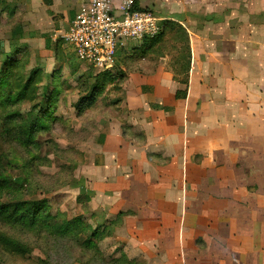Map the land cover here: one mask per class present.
I'll return each instance as SVG.
<instances>
[{
    "label": "crops",
    "instance_id": "1",
    "mask_svg": "<svg viewBox=\"0 0 264 264\" xmlns=\"http://www.w3.org/2000/svg\"><path fill=\"white\" fill-rule=\"evenodd\" d=\"M10 1L31 48L89 0ZM148 1L180 6L160 18L189 32L188 82L165 58L129 73L122 114L97 118L84 189L101 249L116 264H264V2Z\"/></svg>",
    "mask_w": 264,
    "mask_h": 264
},
{
    "label": "rangeland",
    "instance_id": "2",
    "mask_svg": "<svg viewBox=\"0 0 264 264\" xmlns=\"http://www.w3.org/2000/svg\"><path fill=\"white\" fill-rule=\"evenodd\" d=\"M159 1L165 2V0ZM250 1L253 0H231L229 5L235 8L241 6L244 9ZM260 2L264 0H259ZM137 5L151 8L159 17H164L169 7L180 8V6H169L170 4L156 6L148 0H137ZM4 8L0 3V77L3 75V62L6 56L10 51H15L13 33L16 27L23 23V15L19 11L11 15L4 12ZM169 20L171 19H161L160 26L163 28V33L152 39L153 42L147 44L148 48H143L147 58L146 60L141 58V62L137 63L138 66L150 67L153 64L160 66L167 58L166 66L170 68L174 64L181 69L187 67L188 47L186 40L179 37L181 25L178 20L172 24L170 28L172 32L164 36L166 30L164 26ZM142 41H131L127 45L139 46ZM33 45L36 47L28 48V55H25V49V51L22 49V52L16 51L15 56L22 58L24 64L21 70L8 77L13 92L24 87L28 78L25 72L28 73L34 66L38 67L42 63L48 71L55 68L57 63L55 53L46 48L44 43L38 42ZM62 46L67 54L73 55L71 62L77 71L72 75L69 71L63 74V80L71 86L61 93L62 97L54 112L55 117L52 113L43 115L45 107H41V101L44 99L41 87L51 83L49 75H42V79L37 82L33 78V85L28 88L21 101H0V179L7 177L11 180V184L0 181L3 183L0 184V202L45 199L50 203V212L57 218L56 220L73 222L74 218L81 217L84 223L94 226V222L92 224L90 219L89 193L84 190V169L85 165L89 164L85 149H89L92 137L98 129L97 119H95L96 114L78 111L75 104L85 94L81 92L82 87L89 83L92 85L100 79L96 78L98 71L96 68L77 60L67 42H63ZM128 54L133 58L134 50L130 49ZM117 64L118 68L129 69L122 56L118 57ZM18 68L19 66L14 67L13 71ZM179 75L185 77L183 73ZM116 93L113 88L109 89L106 98L123 99V93L115 95ZM99 109L109 111L108 113L112 115L122 113V108L118 110L117 106L107 107L105 103H100ZM19 112L23 115L36 113L44 120L34 130V135L32 133L31 136H25L27 123L24 119L26 118L15 117V114H20ZM3 216L9 217L6 213H0V264H84L89 263V260H95L92 264L117 263V259L115 260L113 256L115 251L101 249L103 240L98 243L100 251L85 247L84 241L88 234L78 223L76 232L59 235L47 229L49 227L44 223L38 222L33 226L28 222H15V219H5ZM8 237L21 241L31 250L27 253L15 251L14 248L6 245Z\"/></svg>",
    "mask_w": 264,
    "mask_h": 264
},
{
    "label": "trees",
    "instance_id": "3",
    "mask_svg": "<svg viewBox=\"0 0 264 264\" xmlns=\"http://www.w3.org/2000/svg\"><path fill=\"white\" fill-rule=\"evenodd\" d=\"M46 4H51L53 0H44ZM0 3L2 4L4 8V12L9 13L11 15H14L17 13V10L19 8L18 3L15 1L10 0H0ZM140 9H151L147 7H140L137 5ZM153 11V10H152ZM176 20H169L166 22V25L164 26L165 33L164 36H167L168 33L172 32L170 31V28L172 24H174ZM178 22V21H176ZM181 30L179 37L181 39H185L187 42L188 47V64L185 69H181V67H177L175 64L171 67V69L177 74V76L180 73H183L185 76L184 78L181 77V81L184 83H187V76L186 73L189 71L191 66V44H190V35L187 31L186 27L180 23ZM20 25V24H19ZM169 28V29H168ZM162 27L160 32H158L154 36L146 37L142 44L139 46L130 47V45H125L122 48L118 50L116 62L113 68L104 70V71H97L96 72V78L100 79L98 82L89 83L88 85H84L82 87V93H85L83 96L79 98V100L76 102L75 107H77L78 111L80 112H91V114H96L95 119H97L98 115H102L105 117L109 116H119L122 113L112 115L108 113L109 111H105L103 109H99L100 103H105L107 107H115L117 106L118 110H121L122 108V98H106V92L109 89L113 88V91H116L117 93L115 95H120L124 91V82L128 78L129 73L132 71H140V72H150L158 68L159 66L156 64L151 65L150 67L145 66H138L137 63L141 62V60H146L147 56L143 53L145 49L144 47L148 48L147 44H151L153 42L152 39H155L157 35L159 36L162 34ZM67 30V29H66ZM14 35V44L13 49L15 51H10V53L6 56L4 64V71L2 72L3 75L0 77V101L3 102L4 100H8L9 102L14 101H21L24 98V95L28 88H31V85H33V78H35L36 82L40 79H42V75H49L50 76V84H47L45 87H41L42 92L44 94V99L41 101L42 106L45 107L43 109V115L51 114L55 117V110L57 109L59 105V99H61L62 92H65L67 89L70 88V84L66 82V80H63V74H65L67 71L72 75L77 71V68L73 66L71 62V57L73 55L67 54L62 46L63 42H66L63 38H59L56 42L52 40V37L49 35L46 36V47L51 49L57 59V63L55 65V68L52 71L46 70V66L42 63L37 67L34 66L31 68V70L26 75L28 76L27 82L24 84V87L20 89L17 92H13L11 88V84L9 82V76L13 75V73H17L19 70L23 68L24 60L22 58L15 56L16 51L22 52V49L26 50V54L28 55L27 49H31L29 45L25 42H22V39L25 37V31H24V25L21 23L20 26H17L15 29ZM163 36V37H164ZM68 43V42H67ZM69 44V43H68ZM70 45V44H69ZM71 46V45H70ZM72 48V47H71ZM130 49L134 50L133 58L131 57L128 52ZM24 50V51H25ZM1 51V50H0ZM73 54L74 50L72 49ZM122 56L124 59V62L127 66H129V69L124 68H118V57ZM76 57V55H75ZM28 58V56H27ZM77 58V57H76ZM142 58V59H141ZM77 60L81 63L78 58ZM84 63V62H82ZM136 64V66H130ZM19 66L17 70L13 71V68ZM117 66V68H116ZM91 67H93L91 65ZM30 77V78H29ZM62 79V80H61ZM49 80H47L46 83H48ZM57 85V86H54ZM50 86V87H49ZM112 87V88H111ZM60 93V95H59ZM186 95V90H179L178 91V97H184ZM58 100V101H57ZM51 112H50V110ZM18 112V111H17ZM15 113V112H14ZM20 113V112H19ZM98 114V115H97ZM24 119L25 123H27L25 136H31L32 133L34 135V130L39 127V125L44 121L38 114L34 113H26V115H23L22 113L15 114V117ZM96 121V120H95ZM0 181L6 182L8 184H11V180L7 177L1 178ZM0 182V184H3ZM85 190V189H84ZM86 192V190H85ZM51 205L47 200L45 199H34V200H24V201H13V202H0V213H6L9 217L6 218H12L15 219V222H28L29 224L35 226L38 222L44 223L47 225L51 232L59 235H67L76 232L77 230V223L80 224V227L84 228V231L88 234L87 239L84 241L85 247L90 249H95L96 251H100L99 241L103 240L107 234V226H105L103 229L101 226H90V224H86L83 222V219L81 217L74 218V220L71 221H58L57 218L50 212ZM56 220V222H54ZM92 225V224H91ZM7 238V237H6ZM98 240V241H97ZM6 245L12 247L15 249V251L19 253H27L31 250L28 246H26L21 241H18L13 238H9L6 241ZM95 260H89L88 262H85L84 264H92Z\"/></svg>",
    "mask_w": 264,
    "mask_h": 264
},
{
    "label": "built area",
    "instance_id": "4",
    "mask_svg": "<svg viewBox=\"0 0 264 264\" xmlns=\"http://www.w3.org/2000/svg\"><path fill=\"white\" fill-rule=\"evenodd\" d=\"M161 18L151 9H140L137 0H89L63 33L76 57L98 71L114 67L120 48L160 31Z\"/></svg>",
    "mask_w": 264,
    "mask_h": 264
}]
</instances>
